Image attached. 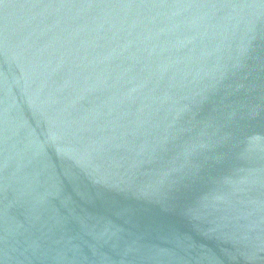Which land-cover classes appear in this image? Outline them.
Returning a JSON list of instances; mask_svg holds the SVG:
<instances>
[{
  "label": "water",
  "instance_id": "95a60500",
  "mask_svg": "<svg viewBox=\"0 0 264 264\" xmlns=\"http://www.w3.org/2000/svg\"><path fill=\"white\" fill-rule=\"evenodd\" d=\"M0 264H264V0H0Z\"/></svg>",
  "mask_w": 264,
  "mask_h": 264
}]
</instances>
